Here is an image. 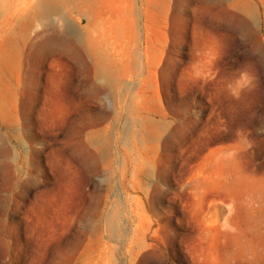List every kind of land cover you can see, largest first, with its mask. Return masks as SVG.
<instances>
[{
  "label": "rangeland",
  "instance_id": "rangeland-1",
  "mask_svg": "<svg viewBox=\"0 0 264 264\" xmlns=\"http://www.w3.org/2000/svg\"><path fill=\"white\" fill-rule=\"evenodd\" d=\"M0 0V264H264V0Z\"/></svg>",
  "mask_w": 264,
  "mask_h": 264
},
{
  "label": "bare ground",
  "instance_id": "bare-ground-1",
  "mask_svg": "<svg viewBox=\"0 0 264 264\" xmlns=\"http://www.w3.org/2000/svg\"><path fill=\"white\" fill-rule=\"evenodd\" d=\"M35 10L40 17H50L56 13L57 7L52 0H43L36 5Z\"/></svg>",
  "mask_w": 264,
  "mask_h": 264
}]
</instances>
